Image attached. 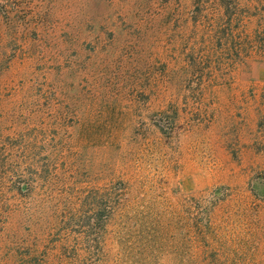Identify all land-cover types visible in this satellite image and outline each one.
Wrapping results in <instances>:
<instances>
[{
  "label": "rangeland",
  "instance_id": "1",
  "mask_svg": "<svg viewBox=\"0 0 264 264\" xmlns=\"http://www.w3.org/2000/svg\"><path fill=\"white\" fill-rule=\"evenodd\" d=\"M263 38L264 0H0V264H264Z\"/></svg>",
  "mask_w": 264,
  "mask_h": 264
},
{
  "label": "trees",
  "instance_id": "2",
  "mask_svg": "<svg viewBox=\"0 0 264 264\" xmlns=\"http://www.w3.org/2000/svg\"><path fill=\"white\" fill-rule=\"evenodd\" d=\"M260 49H263V51H264V38L261 41ZM29 188H30V186L28 188H23L22 190H24V192L26 190V193H27L29 191ZM109 195H111V194L109 192H107L106 193V201H108V202H110ZM210 197H211V203L215 202L214 204L217 205V203L221 202L225 197L224 190L223 189H217L211 193ZM103 210H104L103 214H105L104 223L107 224V222L109 221V214H110L109 211L111 210V206H104ZM201 212H202L203 216H205V214L207 213V211H201ZM203 226L207 227L208 223L204 221ZM194 228H195L194 232H197V230L199 229V227L197 228L196 226H194V227L191 226V229H194ZM188 240H189L188 237L183 236L184 242H186ZM194 241H196V238L190 239V242H194ZM66 250H68V249H66ZM65 258H67V256L65 254H62L60 257L57 258L58 263L59 264H65V263L68 264V262L66 260H64ZM101 261L102 260L98 257V252L94 253V251L88 250V251H84V256L77 254V256L75 257V260H74V262H76V263H74V264H100Z\"/></svg>",
  "mask_w": 264,
  "mask_h": 264
}]
</instances>
